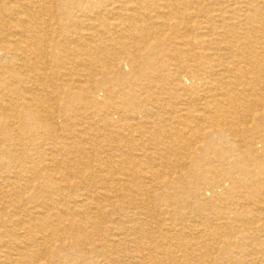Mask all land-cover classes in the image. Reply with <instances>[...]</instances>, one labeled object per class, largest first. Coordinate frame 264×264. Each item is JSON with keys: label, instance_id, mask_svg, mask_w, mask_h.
I'll list each match as a JSON object with an SVG mask.
<instances>
[{"label": "bare ground", "instance_id": "1", "mask_svg": "<svg viewBox=\"0 0 264 264\" xmlns=\"http://www.w3.org/2000/svg\"><path fill=\"white\" fill-rule=\"evenodd\" d=\"M0 264H264V0H0Z\"/></svg>", "mask_w": 264, "mask_h": 264}, {"label": "rangeland", "instance_id": "2", "mask_svg": "<svg viewBox=\"0 0 264 264\" xmlns=\"http://www.w3.org/2000/svg\"><path fill=\"white\" fill-rule=\"evenodd\" d=\"M227 184H228L227 181L223 182V185L227 186ZM176 193H177V196H179V197L184 196L185 199L187 198V197H186V194H185V193L183 192V190L180 189V188H177V189H176ZM209 194H210V192H209L208 190H206V196H209Z\"/></svg>", "mask_w": 264, "mask_h": 264}]
</instances>
